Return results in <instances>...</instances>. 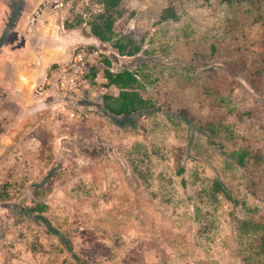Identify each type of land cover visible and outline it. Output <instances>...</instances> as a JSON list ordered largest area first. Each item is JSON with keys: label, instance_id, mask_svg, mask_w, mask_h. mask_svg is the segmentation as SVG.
Masks as SVG:
<instances>
[{"label": "rangeland", "instance_id": "rangeland-1", "mask_svg": "<svg viewBox=\"0 0 264 264\" xmlns=\"http://www.w3.org/2000/svg\"><path fill=\"white\" fill-rule=\"evenodd\" d=\"M17 2L0 0V37ZM104 12L25 0L0 61L38 69L45 31ZM116 14L83 94L59 92L52 64L18 126L0 125V237L51 264H264V0H123ZM129 36L142 50L123 56ZM106 71L136 76L139 111H104L120 95Z\"/></svg>", "mask_w": 264, "mask_h": 264}, {"label": "crops", "instance_id": "crops-1", "mask_svg": "<svg viewBox=\"0 0 264 264\" xmlns=\"http://www.w3.org/2000/svg\"><path fill=\"white\" fill-rule=\"evenodd\" d=\"M79 7L77 11H81ZM62 17L66 16L63 14ZM44 35H47L51 39H46L45 44H38L43 51L42 57H36V64L38 69L32 68L34 66L31 59H9L0 61V125L2 124V131L7 127H17L19 119L23 117L22 109L29 103V95L33 89L31 86L33 80L35 83L38 82V74L44 77L47 74L45 67H50L56 63H66L72 56V48L77 47V52L87 51L98 54L97 52L98 40L91 35L89 27L81 29L64 28L63 32L55 31L54 26L52 29L45 31ZM68 38L69 43L56 44L52 38ZM71 38V39H70ZM75 45V46H74ZM103 44H101L102 46ZM28 48L21 47L19 51ZM92 59V58H91ZM92 62V60H91ZM12 117L13 121H9L5 118ZM3 133H0V144L4 141H9L10 137H2ZM12 141V139H10ZM0 264H51L49 260V253L42 251L38 253L34 249L30 248L27 241L13 238L9 235L6 237H0Z\"/></svg>", "mask_w": 264, "mask_h": 264}, {"label": "trees", "instance_id": "trees-1", "mask_svg": "<svg viewBox=\"0 0 264 264\" xmlns=\"http://www.w3.org/2000/svg\"><path fill=\"white\" fill-rule=\"evenodd\" d=\"M122 1L123 0H98V2L105 7V12L104 14L98 15L90 24L93 37L101 42H111V35L114 32V26L117 19L116 17L120 16V14H116V10L122 4ZM76 24L78 27L80 23L77 22ZM76 24H69L66 22L65 26L67 29H74ZM113 45V47L123 56H134L139 54L142 50L141 46L135 45L131 36L127 38V44L117 42ZM105 77L109 85L120 90V95L116 99L105 96L106 104L103 108L104 111L109 113L112 117H129L133 113L139 111V108L143 104V99L134 92L138 83L136 76L129 71H123L118 74L106 71ZM247 156H249L247 152L240 154L239 161L241 165H245ZM261 249L264 252V237L261 240Z\"/></svg>", "mask_w": 264, "mask_h": 264}, {"label": "built area", "instance_id": "built-area-1", "mask_svg": "<svg viewBox=\"0 0 264 264\" xmlns=\"http://www.w3.org/2000/svg\"><path fill=\"white\" fill-rule=\"evenodd\" d=\"M92 56L91 52L81 50L74 53L68 62L60 64L54 71L56 89L67 97L83 94L88 84Z\"/></svg>", "mask_w": 264, "mask_h": 264}, {"label": "water", "instance_id": "water-1", "mask_svg": "<svg viewBox=\"0 0 264 264\" xmlns=\"http://www.w3.org/2000/svg\"><path fill=\"white\" fill-rule=\"evenodd\" d=\"M25 0H18V2L14 5L12 15L10 16L8 23L6 24V27L0 37V52L2 50L3 45L6 42V39L14 25V23L17 20V17L19 16L20 12L22 11L23 5ZM4 206H0V208H3Z\"/></svg>", "mask_w": 264, "mask_h": 264}, {"label": "flooded vegetation", "instance_id": "flooded-vegetation-1", "mask_svg": "<svg viewBox=\"0 0 264 264\" xmlns=\"http://www.w3.org/2000/svg\"><path fill=\"white\" fill-rule=\"evenodd\" d=\"M7 40V39H6Z\"/></svg>", "mask_w": 264, "mask_h": 264}]
</instances>
